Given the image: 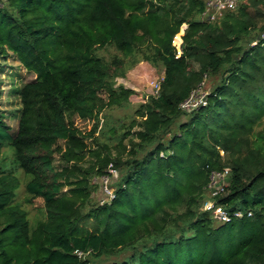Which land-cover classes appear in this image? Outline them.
Returning <instances> with one entry per match:
<instances>
[{
    "label": "trees",
    "instance_id": "trees-1",
    "mask_svg": "<svg viewBox=\"0 0 264 264\" xmlns=\"http://www.w3.org/2000/svg\"><path fill=\"white\" fill-rule=\"evenodd\" d=\"M205 8L0 0V66L11 55L34 74L15 90L14 131L0 110V264H264V0L211 21ZM106 48L120 55L98 54ZM141 60L163 68L156 93L130 119H105L130 104L134 91L115 78ZM212 76L204 103L182 108ZM223 168L215 204L229 220L215 223L201 205ZM102 175L112 195L93 200ZM21 185L26 202H42L35 222L17 200Z\"/></svg>",
    "mask_w": 264,
    "mask_h": 264
},
{
    "label": "rangeland",
    "instance_id": "rangeland-1",
    "mask_svg": "<svg viewBox=\"0 0 264 264\" xmlns=\"http://www.w3.org/2000/svg\"><path fill=\"white\" fill-rule=\"evenodd\" d=\"M185 25L180 27L179 32L173 38V44L179 49L180 36L184 32ZM99 55L109 58L113 54L120 55L113 48L99 49ZM163 76L162 66H152L148 62L141 60L127 69L123 77H116V84H122L125 87L131 88L134 93L130 96V104L124 108H111L103 111L105 119L116 122L119 119L128 120L134 115V111L137 106L143 102L148 95L155 94L157 91V83ZM34 78V74L27 72L19 62L13 57L9 56L5 60L1 61L0 66V110L6 115L5 121L9 124L11 131H14L17 127L20 101L17 90L24 82ZM216 82V77H206L200 86L192 92L190 98L192 103H197L200 97L208 91L212 85ZM74 126L80 129L82 132H87L92 127V120L81 119L77 116L73 118ZM116 175V173H115ZM98 186L93 191L92 199L100 200L105 195L99 187L100 180H96ZM99 181V182H98ZM17 200L21 203L22 207L28 212V217L31 222H35L42 217L40 211L42 202L40 199L35 198L30 202H26L29 195L24 191L23 185L18 189ZM203 208V204L201 205ZM215 223H219L217 220ZM108 259L100 258L92 260L91 264H104Z\"/></svg>",
    "mask_w": 264,
    "mask_h": 264
},
{
    "label": "built area",
    "instance_id": "built-area-1",
    "mask_svg": "<svg viewBox=\"0 0 264 264\" xmlns=\"http://www.w3.org/2000/svg\"><path fill=\"white\" fill-rule=\"evenodd\" d=\"M239 1L240 0H206V8L202 13V18L208 21L214 20L219 15H221L224 10L234 8ZM156 85L158 89L159 82ZM203 96L204 94L200 97L197 103H204ZM197 103H192L191 98L189 97L181 104V107L188 109ZM108 172L112 175H115L116 173V171L110 166L108 168ZM228 177V168L211 171L206 185L207 196L203 202V208L205 210H211L213 218L219 222H225L229 220V213L227 210L221 205L215 204V198L222 194L228 186ZM99 180L101 184V191L108 197L111 196L112 190L109 187L108 175H102ZM240 215L241 214L239 212L234 213V216L239 217ZM76 253L81 255L80 251H77Z\"/></svg>",
    "mask_w": 264,
    "mask_h": 264
}]
</instances>
